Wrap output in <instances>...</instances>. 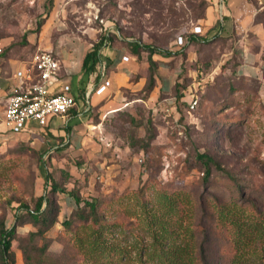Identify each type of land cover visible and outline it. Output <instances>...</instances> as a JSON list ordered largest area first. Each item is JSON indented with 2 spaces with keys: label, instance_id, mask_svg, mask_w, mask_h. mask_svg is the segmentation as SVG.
<instances>
[{
  "label": "rangeland",
  "instance_id": "obj_1",
  "mask_svg": "<svg viewBox=\"0 0 264 264\" xmlns=\"http://www.w3.org/2000/svg\"><path fill=\"white\" fill-rule=\"evenodd\" d=\"M52 2L0 0L3 50L25 46ZM59 2L61 37L93 44L108 32L109 44L128 50L131 41L172 50L156 61L174 82L161 91L165 72L149 68L140 53L130 58V79L141 83L121 89L127 104L118 111L78 121L80 148L67 135L54 138L56 147L20 134L0 139V226L14 227L10 264H163L161 254L181 246L186 264H264V240L249 225L234 242L229 221L251 222V203L264 206V7L254 4L258 26L239 40L207 31L208 0ZM196 25L207 39L198 44L189 41ZM149 125L154 137L146 142ZM199 153L215 162L208 175ZM51 182L64 191L53 192ZM68 192L99 199L102 252L89 250L91 229L62 224L77 208ZM41 194L55 211L47 228L23 207L33 208Z\"/></svg>",
  "mask_w": 264,
  "mask_h": 264
},
{
  "label": "crops",
  "instance_id": "obj_2",
  "mask_svg": "<svg viewBox=\"0 0 264 264\" xmlns=\"http://www.w3.org/2000/svg\"><path fill=\"white\" fill-rule=\"evenodd\" d=\"M209 5L205 10V22L210 33H219L224 37L237 36L239 40L243 34L254 30L256 9L249 0H208ZM260 7H264V0H256ZM61 4L59 0H53L51 11L44 16L43 23L38 32L27 36V44L23 47H12L3 50L7 42L0 41V139H7L11 134H20L22 139H38L49 146L54 145V138L67 135L72 148H80L82 139L79 136L78 121L89 117L92 113H99L103 117L109 112L118 111L119 106L127 104L121 102V89H136L140 81H132L130 75L136 69L130 58L136 57L131 50L118 44H108L100 50V62L93 72L87 73L82 68V60L87 51L91 49V43H85L81 38L60 36L57 21H60ZM217 19V20H216ZM221 23L218 26L216 23ZM216 22V23H215ZM217 25V26H215ZM214 26V28H213ZM202 32V28H201ZM210 34V35H211ZM179 46V45H178ZM177 46V47H178ZM188 47V46H187ZM37 50L51 52L59 60V69L55 80H50L48 91L56 92L61 83H68L70 92L74 96L75 106L63 116L49 118L46 125L40 126L34 120H28L25 128L20 133L11 132L3 121V111L8 97L12 93L13 86L18 82L17 71L30 72L34 77L36 71L32 69L30 61ZM128 53V55H126ZM145 53V52H141ZM128 57L122 60V56ZM167 59L159 54H153L152 59ZM105 67V77L109 80L106 89L97 94L94 89L101 83V70ZM157 70L163 73L159 84L160 90H168L173 81L172 73L166 71L165 66H157ZM36 78V77H35ZM141 80V79H139ZM86 126L95 127L86 123Z\"/></svg>",
  "mask_w": 264,
  "mask_h": 264
},
{
  "label": "trees",
  "instance_id": "obj_3",
  "mask_svg": "<svg viewBox=\"0 0 264 264\" xmlns=\"http://www.w3.org/2000/svg\"><path fill=\"white\" fill-rule=\"evenodd\" d=\"M253 4H257L256 0H249ZM256 16V14H255ZM233 37V36H232ZM231 36L228 38L231 39ZM111 36L108 32H104L99 35L98 39L92 44L91 49L86 52L82 60V68L85 72L90 73L93 72L96 68V65L100 62V50L105 45L110 43ZM207 39L199 38L197 33L192 32L189 36L190 43L198 44V42H203ZM129 49L135 56H139V54L143 51L146 54V62L149 68L154 69L155 66L157 68V61L152 59L153 54H159L164 57L172 56L175 52L172 50H165L160 47L152 46L149 44H142L138 41L128 42ZM154 82L153 76L150 73L149 75V84L152 86ZM154 137V130L152 126L147 127V140H150ZM146 145V144H145ZM198 158L206 165L205 173L208 175L209 173V164L215 163L213 158L206 153H199ZM51 190L55 191H64V188L57 185L55 182H51ZM69 195L73 198L77 208L74 212V216L72 218L65 219L62 224L66 228H71L75 223L79 224L82 228L91 229V241H89V250L102 252L104 250L102 244V234L103 228L105 224L102 222V215L99 212L100 209V201L97 197H92L90 199H82L77 194L73 192H68ZM173 198L171 196H165V201L170 204L172 203ZM82 203V204H81ZM45 204V206H43ZM51 200L48 198L46 194H41L37 196L35 199L34 207L29 208L27 205L23 207L31 217V221L33 223H41L45 224L46 228L51 226L52 220L54 219V210L51 207ZM251 206L254 210L252 215V220L245 222H238L236 219H229L230 225L233 231V241H237L238 234L243 233L244 228L246 226L251 225L252 231L254 233H258V241L263 243L264 240V206H256L251 203ZM229 214L228 210H220L218 215L222 219L227 217ZM252 223V224H251ZM78 226V225H77ZM253 233V232H252ZM14 234V227L5 228L2 224L0 226V264H10V239ZM206 238V235L204 236ZM78 243V247L83 245V240L80 237L76 238ZM201 250V261L205 262V253L204 248L200 245ZM185 254V248L183 246L178 248H173V250L165 251L164 254H161L164 258L163 264H186L184 262L183 255Z\"/></svg>",
  "mask_w": 264,
  "mask_h": 264
},
{
  "label": "built area",
  "instance_id": "obj_4",
  "mask_svg": "<svg viewBox=\"0 0 264 264\" xmlns=\"http://www.w3.org/2000/svg\"><path fill=\"white\" fill-rule=\"evenodd\" d=\"M192 32L200 33L201 26H194ZM176 43L183 44L182 36L177 37ZM127 59V56H122V60ZM30 64L36 71V78L30 72L17 71L15 75L18 82L13 86L3 111V121L13 133L22 132L28 120H34L38 125L44 126L49 118L63 116L75 106L68 83H61L56 92L48 91L50 80L56 79L59 69V60L51 52L37 50L32 55ZM101 71L103 79L94 89L97 94L102 93L109 85L104 66ZM196 104L197 100L192 98L190 107L193 108Z\"/></svg>",
  "mask_w": 264,
  "mask_h": 264
}]
</instances>
